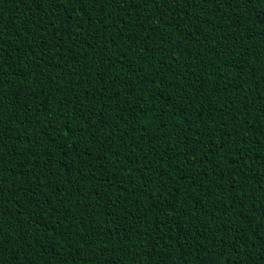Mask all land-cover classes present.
Segmentation results:
<instances>
[{"label":"trees","instance_id":"trees-1","mask_svg":"<svg viewBox=\"0 0 264 264\" xmlns=\"http://www.w3.org/2000/svg\"><path fill=\"white\" fill-rule=\"evenodd\" d=\"M0 264H264V0H0Z\"/></svg>","mask_w":264,"mask_h":264}]
</instances>
